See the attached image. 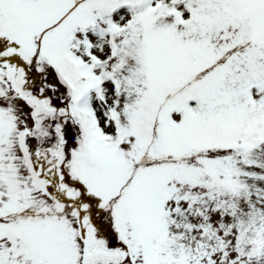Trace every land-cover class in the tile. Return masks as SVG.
I'll use <instances>...</instances> for the list:
<instances>
[{"label": "snow or ice", "instance_id": "1", "mask_svg": "<svg viewBox=\"0 0 264 264\" xmlns=\"http://www.w3.org/2000/svg\"><path fill=\"white\" fill-rule=\"evenodd\" d=\"M0 264H264V0H0Z\"/></svg>", "mask_w": 264, "mask_h": 264}]
</instances>
